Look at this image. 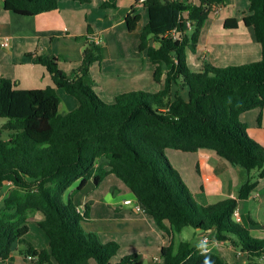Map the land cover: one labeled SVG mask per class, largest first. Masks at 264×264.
I'll return each instance as SVG.
<instances>
[{"label":"trees","instance_id":"1","mask_svg":"<svg viewBox=\"0 0 264 264\" xmlns=\"http://www.w3.org/2000/svg\"><path fill=\"white\" fill-rule=\"evenodd\" d=\"M225 0L168 2L143 0L148 21L139 33V51L154 65L156 93L128 92L112 103L102 101L86 83L90 66L100 50L88 44L74 77L58 68V59L38 56L36 64L50 74L54 87L19 90L0 77V194L10 187L0 207V261L10 259L13 247L32 264H112L116 242L101 243L84 230V213L69 198L61 197L77 181L97 186L112 174L139 201L167 240L161 248L162 264H229L211 251L174 239L185 228L213 233L227 242L248 264L264 259V239L254 238L233 216L239 200L247 199L264 178V146L250 138L239 117L264 107V0H248L246 26L253 28L260 45L258 62L225 68L205 63L199 72L186 64V51L195 53L204 21ZM117 0H102V9H115ZM58 0H3V9L20 16H35L57 9ZM140 20L132 8L125 18L133 32ZM186 21L191 29L184 28ZM170 30L176 40L164 38ZM152 41L155 46H149ZM60 89L78 102L65 115L58 114ZM165 150L183 153L211 151L245 175L236 198L200 205L168 161ZM256 173V176L252 174ZM39 213L38 228L48 240L35 249L25 237L30 216ZM137 255L118 264H136Z\"/></svg>","mask_w":264,"mask_h":264},{"label":"crops","instance_id":"2","mask_svg":"<svg viewBox=\"0 0 264 264\" xmlns=\"http://www.w3.org/2000/svg\"><path fill=\"white\" fill-rule=\"evenodd\" d=\"M101 2L58 0L57 9L26 17L5 11L3 0H0V44L6 42L4 47L0 45V77L16 83L19 90L54 87L50 74L36 64L35 59L38 56L57 58L58 68L73 78L84 49L93 43V38H97L101 55L90 66L86 83L102 101L112 103L115 97L128 92H158L161 86L153 82L154 65L146 51L138 49L139 33L148 21L143 0H117L115 9H102ZM132 8L140 20L136 29L129 32L125 18ZM248 8V0H225L209 15L201 28L195 53L186 51V64L191 71H201L205 63L225 68L260 60V45L253 28L244 23ZM148 45L155 46L152 41ZM55 90L59 98L58 114L65 115L78 107L76 99L60 89ZM259 112L254 109L239 118L244 122L249 119L247 114L254 118ZM261 115V126H257L254 118L255 127L251 124L252 129L247 130L257 143L264 146V107ZM0 120L1 128L6 121ZM0 135L4 139L7 133ZM165 155L200 205L213 204L212 200L221 197L222 200L236 198L245 180L240 169L231 167L211 151L183 153L165 150ZM252 176L255 177L256 173ZM79 182L64 193L65 202L71 198L81 213L87 207L89 218L82 224L84 230L94 233L101 243L116 242L119 245L112 264H118L124 256L131 254L137 255L136 264H162L161 248L167 240L145 211L137 212L133 205H123L125 200L135 203L137 199L119 179L108 174L97 186H93L90 180L82 189L76 190ZM236 210L239 223L249 230L250 235L264 239V178L258 180L247 199L238 201ZM41 219L39 213L30 216L29 232L25 237L35 249L48 247L46 236L37 226ZM188 236L196 240L193 245L188 241L179 242H188L199 249H202L200 243L204 236L210 239V244L214 240L212 232L198 229L190 231ZM212 245L211 252L227 263L248 264L247 255L237 253L229 243ZM21 250L23 247L16 244L10 259L0 261V264H32L20 253ZM259 263L264 264V259ZM89 264L95 263L91 261Z\"/></svg>","mask_w":264,"mask_h":264},{"label":"rangeland","instance_id":"3","mask_svg":"<svg viewBox=\"0 0 264 264\" xmlns=\"http://www.w3.org/2000/svg\"><path fill=\"white\" fill-rule=\"evenodd\" d=\"M249 115H251V117H249ZM247 117H248L249 119H246L244 122L239 118V122H240V123H243V124L246 126V131H247L248 136L254 140L253 136L249 133V131H248L247 129H252V125L254 124L255 121H257V117H254V118H255V121H254V118H253V115H252V114H247ZM245 118H246V117H245ZM261 119H262V117H261ZM1 121H2V120H0V122H1ZM245 123H246V124H245ZM251 124H252V125H251ZM253 127H255V124L253 125ZM6 137H7V136L4 135L3 138L5 139ZM170 164H171V163H170ZM9 187H10V186L5 185L4 188H3V191H1V194H0V207H1V205H2L3 197L5 196L7 190L9 189ZM220 200H222V197H221L220 199L212 200L211 203L214 204L215 202H218V201H220ZM61 201H62V203H66V202H65V199H64V195L61 197ZM190 231H193V228H185V230H183L182 233L177 234L176 237H175V239H174L175 243L177 244L179 241H188V242H190V243L193 245V244L196 242V240H195V239H192L190 236L187 237V234H188ZM211 243H212V244H217L218 241H217V243H216V241L213 240ZM212 244H210V243H204V242L201 240L200 247H201L202 249H207V251H211V247H213Z\"/></svg>","mask_w":264,"mask_h":264},{"label":"built area","instance_id":"4","mask_svg":"<svg viewBox=\"0 0 264 264\" xmlns=\"http://www.w3.org/2000/svg\"><path fill=\"white\" fill-rule=\"evenodd\" d=\"M164 1L175 2V1H186V0H164ZM184 28L187 29V30L191 29V22L190 21H186L185 24H184ZM180 35H181V33H177L176 30H170V31H168V32H166L164 34V38H172V39L176 40L178 38V36H180ZM92 42L95 45H98L99 44V40L97 38H93L92 39ZM0 45L2 47H4L6 45V42L4 41ZM5 185L10 186L11 184L10 183H5ZM123 205H126V206L133 205L134 210L137 211V212L145 211L144 208L142 207V205L139 203L138 200H136L135 203H132L130 200H125V201H123ZM233 216H234V218H235V220L237 222H240V218H239V215H238L237 210L234 211ZM202 241L204 243H210V239L207 236H204L202 238ZM216 243H217V241H216ZM205 250L207 251V249H204V251Z\"/></svg>","mask_w":264,"mask_h":264}]
</instances>
